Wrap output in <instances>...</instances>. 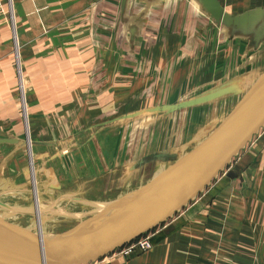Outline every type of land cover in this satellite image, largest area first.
Masks as SVG:
<instances>
[{
  "label": "crops",
  "instance_id": "1",
  "mask_svg": "<svg viewBox=\"0 0 264 264\" xmlns=\"http://www.w3.org/2000/svg\"><path fill=\"white\" fill-rule=\"evenodd\" d=\"M263 72L264 0H0V197L43 185L69 211L115 202ZM152 242L95 264H264V131Z\"/></svg>",
  "mask_w": 264,
  "mask_h": 264
},
{
  "label": "water",
  "instance_id": "2",
  "mask_svg": "<svg viewBox=\"0 0 264 264\" xmlns=\"http://www.w3.org/2000/svg\"><path fill=\"white\" fill-rule=\"evenodd\" d=\"M263 131L264 72L195 150L163 175L107 204L78 226L45 240L0 218V264L102 261L165 226L199 199Z\"/></svg>",
  "mask_w": 264,
  "mask_h": 264
},
{
  "label": "rangeland",
  "instance_id": "3",
  "mask_svg": "<svg viewBox=\"0 0 264 264\" xmlns=\"http://www.w3.org/2000/svg\"><path fill=\"white\" fill-rule=\"evenodd\" d=\"M39 194L40 199L43 203V209L48 214H44V218L42 220L43 222V230L45 234H47V238L54 237L59 234H63L67 232V230L72 229L80 224L81 221L84 220V218L87 216V218H90L95 212L97 213V204L101 205L98 202H94L90 205V209H81L82 207H78V205L74 206V208H71L70 211L66 210V201H64L62 198H60L58 201L54 202L53 200L48 199L45 191V187L43 185H39ZM36 195V194H35ZM32 195L30 192L23 193V194H12L7 195L5 197H0V202H3V204H6L7 207L12 211L19 210L20 212H23L24 217L16 216L11 214L10 212H6L8 214V217H11L12 219H6L5 222L10 223L14 226H19L21 228L27 229L26 231L34 234L38 228L40 221V214L35 210L34 201H32ZM70 199V202L74 204L75 202L72 201L71 197H65V199ZM74 198V197H72ZM69 202V200H68ZM86 200L83 199L82 204H86ZM95 204V205H94ZM102 208L106 207L107 204H102ZM93 206V207H92ZM6 207V208H7ZM19 207L17 210H14L15 208ZM33 209V210H32ZM94 211V212H93ZM83 212V213H82ZM28 213L27 215H25ZM86 215V216H85ZM35 219V224H34ZM42 219V218H41ZM19 221L21 223H19ZM35 225V226H34ZM33 226V227H32ZM39 235V234H38Z\"/></svg>",
  "mask_w": 264,
  "mask_h": 264
},
{
  "label": "built area",
  "instance_id": "4",
  "mask_svg": "<svg viewBox=\"0 0 264 264\" xmlns=\"http://www.w3.org/2000/svg\"><path fill=\"white\" fill-rule=\"evenodd\" d=\"M153 236H154L153 233L145 235L139 238L138 240L134 241V243L127 245L123 247L122 249L118 250V252H116L113 255L115 257L120 256V257L127 258V257L134 255L138 251H141L144 253L151 252V250L154 249L153 242H152Z\"/></svg>",
  "mask_w": 264,
  "mask_h": 264
},
{
  "label": "bare ground",
  "instance_id": "5",
  "mask_svg": "<svg viewBox=\"0 0 264 264\" xmlns=\"http://www.w3.org/2000/svg\"><path fill=\"white\" fill-rule=\"evenodd\" d=\"M33 162V161H32ZM34 174H35V172H34ZM38 178V177H37ZM34 182V181H33ZM42 183V182H41ZM35 184V183H34ZM37 187H38V185H37ZM34 190V189H33ZM35 194H36V197H35ZM36 198V199H35ZM34 206H35V210H37V212H39L38 214H40V221H38L39 222V225H38V228H37V230H36V232L34 233V235H36V236H39V235H41L45 240H48V238H47V234H45V232H44V230H43V222H42V220H43V216H44V214L46 215V214H48L47 213V210L45 211L44 209H43V203H42V200L40 199V194H39V191L37 192V191H35V193H34ZM101 204V203H100ZM103 204V203H102ZM98 205L97 204V210H95V211H97V212H99L101 209H102V207L101 206H103V205ZM95 205V204H94ZM33 210V209H32ZM94 212V211H93ZM42 218V219H41ZM34 222H35V219H34ZM159 229V228H158ZM156 231H157V229H156ZM151 233H155V231H152ZM150 233V234H151ZM39 234V235H38ZM148 235V234H147Z\"/></svg>",
  "mask_w": 264,
  "mask_h": 264
}]
</instances>
